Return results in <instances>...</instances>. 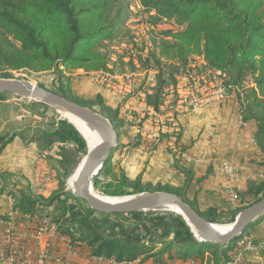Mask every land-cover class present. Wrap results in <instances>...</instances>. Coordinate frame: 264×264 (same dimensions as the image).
I'll list each match as a JSON object with an SVG mask.
<instances>
[{
	"label": "trees",
	"instance_id": "trees-1",
	"mask_svg": "<svg viewBox=\"0 0 264 264\" xmlns=\"http://www.w3.org/2000/svg\"><path fill=\"white\" fill-rule=\"evenodd\" d=\"M119 1L0 0V77L10 78L11 70L52 71L53 88L42 84L39 86L80 105L90 108L93 104L99 106L98 112L109 119L118 133L120 120L117 111L106 105L100 94L94 100L74 95L71 91L70 72L78 69L85 73L111 72L108 57L99 48L104 41L117 36L118 21L111 16V9ZM139 3L144 12H154L153 20L171 19L180 26L176 31L164 32L166 38L157 44L159 56L171 63L175 62L177 67H185L192 56H201L205 66L230 76V80L224 81L228 89H241L242 93L237 95L240 113L244 120L254 119L258 122L255 141L264 154V0H139ZM246 78H250L253 85L242 89L240 86ZM159 91L154 94L152 103L155 107ZM7 95L0 93V100L6 99ZM30 103L34 108H49L41 102ZM34 128L29 126L27 129ZM24 130L0 134V152L15 135L24 137ZM37 130L38 137L29 136L27 142L36 143L39 155L51 166L57 183L47 195L23 193L15 202L21 212L48 214L53 222L62 226L61 232L72 243L83 244L91 256L117 262L140 258V262L153 260L158 264H170L175 258L203 259L205 252H208L214 264L231 261L232 250L238 239L227 246L200 242L180 216H177L181 219V223H178L183 226V230L179 231L181 235L176 241L158 233L160 223L166 218L160 214L99 213L105 215V219L104 223L98 222L94 216L98 212L92 210L85 201L73 196L65 184L71 167L65 143L74 144L84 156L87 151L84 139L73 125L61 119L47 124V127H37ZM52 145L57 147L55 152L49 151ZM114 150L98 174L108 171L107 163ZM262 164L264 166V162ZM59 167H62L61 170ZM93 186L103 187L101 191L110 196L142 191L172 192L207 221L214 223H231L239 211L264 197L263 179L249 184L241 192V201L255 195L254 201L246 205L240 203L228 212H218L213 208L200 211L180 190L161 184L150 188L141 182L140 176L129 179L122 171L115 182L110 180L103 186L95 176ZM64 197L75 201L80 209L75 230L61 222L67 212ZM119 215L125 217L123 221L118 219L110 222L106 218L109 216L117 219ZM131 219H138L135 222L141 223L143 234L127 240V236H122L119 231L125 228L130 233L137 232V228L129 226L128 221ZM259 221L250 224L245 232Z\"/></svg>",
	"mask_w": 264,
	"mask_h": 264
},
{
	"label": "crops",
	"instance_id": "crops-1",
	"mask_svg": "<svg viewBox=\"0 0 264 264\" xmlns=\"http://www.w3.org/2000/svg\"><path fill=\"white\" fill-rule=\"evenodd\" d=\"M192 57L189 64L193 63L197 70V76L194 80L186 79L180 75L179 67L176 66L175 62L172 63L174 70L169 71L170 78H165L164 83L161 79L159 84L153 78L154 76L152 77V74L159 73V70L153 67H146L143 72L132 69L128 73L111 69L110 74H115L116 77L108 78L110 84H114L116 87L124 85L131 88L139 81L140 76L147 74V78H144L146 88L136 94L124 93L125 98L122 100L120 91L116 90V92L111 88V92L101 88L98 91L104 103L117 111V117L120 120L119 128L123 124V119L132 120L139 115L142 119V121L139 119V123H142V126L138 129H148L144 136L146 138L143 141L140 140L142 144L166 145L169 154L166 155L164 163L167 166L171 164V169L168 170L169 174L163 176V182L179 188L180 192L190 199L200 211L213 208L218 212H228L238 206L241 192L245 191L249 184L264 179V166L262 164L264 154L260 152L255 141L258 122L254 119H248L245 120V125H239L240 104L238 94L234 90L223 102L205 104L198 114H171L162 110L161 104L164 94L170 88L177 87L184 90L186 87L199 83L198 86L201 90L203 92L206 90V85L200 79L203 78L201 74L202 69L205 68L202 58ZM109 67L111 66L109 65ZM90 73L93 74V72ZM243 84L240 86L242 89L253 85L252 82L249 85L246 83L247 86ZM158 85L163 87L158 92L160 95L155 107L150 98L155 97L154 94L159 89ZM157 131L160 132V139L158 140L161 143L151 144L152 142L149 140ZM53 148L55 149V147ZM53 148L51 147L49 151L52 152ZM182 153L188 156L189 160H185L181 156ZM173 155L178 158L175 164H173ZM225 161L239 170V177L232 183L228 181L220 168ZM151 163L153 162L151 161ZM45 175L49 176L48 183L50 179L52 181L48 188L41 185ZM53 176L54 172L51 166L39 155L36 143L27 142L26 138L15 135L0 152V217L6 215L10 206H14L16 200L23 193L47 195L50 189L56 185ZM69 200H65L67 212L61 222L75 230L80 209L75 201L69 202ZM131 220L133 224L129 226L133 229L137 228V232L130 233L131 231L129 232L125 228L119 231L122 236H127V240L138 238L139 234H143L141 223L135 222L138 219ZM162 222L158 233L164 238L176 241L181 235L179 231L183 230V226L167 217ZM244 235L257 246L253 250L245 251L241 260L234 264H264V243L258 245L264 239V217L248 229ZM67 240L69 239L67 238ZM65 245V242L54 241V246L59 250L57 253H61L62 248L66 247ZM71 245L74 250V254L71 256L72 263L86 264L87 258L90 256L86 247L78 242ZM234 251L235 246L232 255ZM190 261H193V264H212L208 252H205L203 259L187 258L182 260L175 258L173 262L166 260V262H171L170 264H190ZM140 264L158 263L153 262V260H142Z\"/></svg>",
	"mask_w": 264,
	"mask_h": 264
},
{
	"label": "rangeland",
	"instance_id": "rangeland-1",
	"mask_svg": "<svg viewBox=\"0 0 264 264\" xmlns=\"http://www.w3.org/2000/svg\"><path fill=\"white\" fill-rule=\"evenodd\" d=\"M154 15L155 14L153 11L148 13L144 12L139 3V0H120L118 3L112 6L111 16L114 18L116 17V20L118 21V33L114 39L104 41L99 49L107 55L109 65L111 66L110 68L113 69V71L117 70L128 73V71L135 69L143 72V69L146 70V67H153L159 70V73L152 74V77L154 76L153 78L158 81V84L160 83L161 79L164 83L165 78H170L169 71L174 70V66L171 62L166 61L164 58L158 55L157 44L163 38H166L164 37V32L168 30L176 31L180 29V26L175 24L171 19H159L157 21L153 20L152 17ZM10 74V78L25 79L37 85L42 84L45 87L53 88L52 80L54 74L52 73V71L31 72L25 70H11ZM70 75L72 93L80 98L85 99L94 100L96 95L99 94V88L105 90H110L111 88L113 91H120L121 100L125 98L124 93L128 94L132 92L133 94H136L138 91H142L144 88H146L144 78H147V74L140 76L139 81L131 86L132 89L124 85L116 87L114 86V84L109 83L108 78L106 79L94 73H85L81 69L70 72ZM225 79L230 80V76L228 74H225ZM243 82H246L249 85L250 78H246ZM246 83H244L243 85L247 86ZM162 87L163 86L158 85L159 89H161ZM150 101L153 102L154 98H150ZM0 104L1 135L5 132H11L13 130H23L25 128L23 133L24 137L27 140L29 136L37 138L39 135L37 127L44 128L47 127V124L54 122L55 120H65L60 115V112L56 111L54 108L48 105V109L42 107L34 108L33 106H31L30 101L18 98L15 95L11 94H8L6 99L2 100ZM92 108L99 111V106L97 105L93 104ZM137 118L132 120H122L123 124L121 128H119L120 130L117 133L118 144L112 153V160L110 159V161L107 163L108 171L100 172V174L96 175V179L99 181V184L103 186V184L109 182L110 180L112 182H115V179L118 178L119 174L122 171L129 179L140 176L141 182L144 185L151 186L150 188L156 186L157 184H161L168 185L179 191L180 189L173 186V184L162 181L163 176L169 174L168 170L171 169V164L167 166L164 163L166 155L169 154L168 148L165 147L166 145L158 146L159 144H155L156 142L161 143V141L155 139V134L154 136L152 135V138L149 140L150 142H152L151 144H155V146L142 144L141 141L146 138L144 136L145 133L148 132V129H138L142 126V123H139L140 121H142V119H140L139 115ZM165 123H167L166 120ZM29 126L36 128H34L33 130H28L27 128H29ZM65 146L67 148V157L71 161V167L69 168V173L66 177L68 179L83 154L77 151L76 146L70 142L65 143ZM51 147L53 148L55 147V145H52ZM55 148L56 149L53 148V152L57 150V147ZM177 160L178 158L173 155V164L177 163ZM151 161L153 163H151ZM63 166H65V164H63ZM61 168L62 167H59V170H61ZM67 179H65V184L67 186V189L70 190L67 184ZM54 182L55 184L57 183V180L55 178ZM50 183H52L51 179L49 183L48 181L46 182L45 188H48ZM102 188L103 187L96 188L95 186H93V190H95L97 193L104 194L101 191ZM255 197V195L248 196L246 199L241 201L240 195L238 204L245 203L244 205H246L247 203L254 201ZM64 199L67 200V198L65 197ZM70 201L73 202L72 199H70L69 202ZM146 212H149V214H152L153 216L160 214L161 216L170 218V220L181 223V219H179L177 216H180L181 218L182 216L172 210L158 209ZM94 216L98 220V222L104 223L105 215L95 213ZM106 218H108L110 222H113L117 221L118 219L120 221H123L122 219H124L125 217L119 215L117 219H113L109 216H107ZM128 222L130 225L133 224L132 220H129ZM183 222L186 224L184 219ZM227 223L228 222H223L222 224ZM244 233L246 234V232ZM212 264L214 263L212 262Z\"/></svg>",
	"mask_w": 264,
	"mask_h": 264
},
{
	"label": "water",
	"instance_id": "water-1",
	"mask_svg": "<svg viewBox=\"0 0 264 264\" xmlns=\"http://www.w3.org/2000/svg\"><path fill=\"white\" fill-rule=\"evenodd\" d=\"M0 93H8L21 99L41 102L58 112L60 110L66 111L86 122L97 132L99 140L95 144L89 146L85 142L87 151L77 171L73 188H69L73 196L85 201L95 212L128 214L165 209L173 205L180 211L178 214L189 226L196 240L216 243L221 246H227L230 242L242 237L250 224L264 217V197L239 211L225 232L215 228L216 223L207 221L188 203L172 192L142 191L115 197L117 198L116 201L105 200L103 197L92 193L89 186L90 188L93 187V178L102 169L111 155V151L118 144L117 131L109 119L94 108L80 105L25 79L0 77ZM70 124L81 136H84L75 124ZM87 180L88 184L86 183Z\"/></svg>",
	"mask_w": 264,
	"mask_h": 264
},
{
	"label": "built area",
	"instance_id": "built-area-1",
	"mask_svg": "<svg viewBox=\"0 0 264 264\" xmlns=\"http://www.w3.org/2000/svg\"><path fill=\"white\" fill-rule=\"evenodd\" d=\"M200 57L201 56H196ZM193 58V57H192ZM189 59L185 67H179V73L186 79L194 80L197 76L196 66L189 64ZM202 69L200 78L206 85L203 92L198 84L180 90L177 87L170 88L164 94L161 109L173 113L198 114L205 104L210 102H223L230 95L231 91L241 94V89H228L225 85V74L220 70H215L205 66ZM104 78L116 77L110 72H93ZM199 80V79H198ZM250 82L251 79H250ZM204 93V94H203ZM29 101V100H28ZM239 125H245L243 115L239 113ZM160 132L155 133V139H159ZM185 160H189L184 153L181 154ZM221 171L230 183L237 180L239 170L225 161L221 164ZM49 176L45 175L41 181L42 187L46 186ZM12 200V199H11ZM67 236L61 232L59 224L52 221L46 213L28 214L21 212L16 206H10L4 217H0V264H73L71 256L74 254L72 242L67 240ZM69 239V238H68ZM67 240V241H66ZM54 241L65 242V248L61 253H57L58 248L54 246ZM264 243V239L258 245ZM255 244L248 237H240L235 243V251L231 261L225 264H234L241 260L245 251L253 250ZM90 255V254H89ZM140 259L127 262H117L114 259H107L100 256H89L86 264H140ZM193 264V261H190Z\"/></svg>",
	"mask_w": 264,
	"mask_h": 264
},
{
	"label": "bare ground",
	"instance_id": "bare-ground-1",
	"mask_svg": "<svg viewBox=\"0 0 264 264\" xmlns=\"http://www.w3.org/2000/svg\"><path fill=\"white\" fill-rule=\"evenodd\" d=\"M59 112H60V115L62 116V118H64L66 121H68L72 124H75L77 126V128L84 135V136H82V138L84 139L85 142H87V144L89 146H92L93 144H95L99 140V135L97 134V132L91 126H89L86 122H84L83 120L79 119L78 117H76V116H74V115H72L66 111L60 110ZM83 157L84 156L81 157V159L79 160V162L77 163V165L73 169L72 173L68 177V179L66 178L68 187L70 189L73 188V183H74L75 177L77 175V171L81 165ZM86 183L88 184V180L86 181ZM89 190L92 193L99 195L100 197H103V199L108 200V201H116L117 198H115V197H120V196H110V195L97 193L95 190H93V187L90 188V186H89ZM165 209L175 211L177 214L180 213V211L173 205H170V206L166 207ZM230 225H231V223H227V224L216 223L215 228H217L221 232H225L229 229Z\"/></svg>",
	"mask_w": 264,
	"mask_h": 264
}]
</instances>
